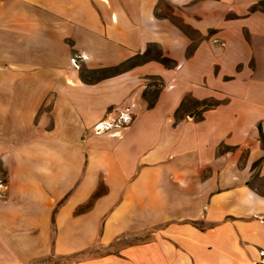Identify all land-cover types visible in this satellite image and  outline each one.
I'll return each mask as SVG.
<instances>
[{
  "label": "crops",
  "instance_id": "crops-1",
  "mask_svg": "<svg viewBox=\"0 0 264 264\" xmlns=\"http://www.w3.org/2000/svg\"><path fill=\"white\" fill-rule=\"evenodd\" d=\"M260 130L264 0H0V264H260Z\"/></svg>",
  "mask_w": 264,
  "mask_h": 264
},
{
  "label": "trees",
  "instance_id": "trees-1",
  "mask_svg": "<svg viewBox=\"0 0 264 264\" xmlns=\"http://www.w3.org/2000/svg\"><path fill=\"white\" fill-rule=\"evenodd\" d=\"M151 48H154L155 51H157V56L154 57L150 54ZM150 60H157V61L161 62L162 64H164L166 67H169V68L172 67L170 65L171 61H169L168 59H163L161 57L160 50L158 49L157 45H149L148 49L143 54H138L134 58L129 59L128 61L123 62L117 66H114V67H108V68H103V69H98V70H87L86 68L81 67L80 68V78L85 83H94V82H97V81H100V80H103L106 78L118 76V75L134 68L135 66L141 65V64L148 62ZM173 65H174V63H173ZM145 97H146V99L148 98L147 93H146ZM203 104H206V102H203ZM148 106L149 107L152 106V103L150 101L148 102ZM260 137L264 141V135L261 132V130H260ZM263 159L264 158H262L258 162H256L255 167H257ZM5 176H6V172L2 168V165L0 164V184H5V182H6ZM254 189L256 190L257 193L264 196V188L263 187H254ZM98 195H100L99 191L95 193L93 198H96ZM93 198H92V200H93ZM92 200L90 201V203L87 206L80 208L79 212L84 211L91 204ZM54 214H55V211L53 212V215H52V222L54 220Z\"/></svg>",
  "mask_w": 264,
  "mask_h": 264
},
{
  "label": "built area",
  "instance_id": "built-area-1",
  "mask_svg": "<svg viewBox=\"0 0 264 264\" xmlns=\"http://www.w3.org/2000/svg\"><path fill=\"white\" fill-rule=\"evenodd\" d=\"M77 56L71 59L72 64L78 67L76 63ZM133 119L132 109L130 107H125L122 110L117 111L115 118H105L104 120L97 123L93 129L96 134L109 133L112 136L118 135L122 130H124ZM260 264H264V249L259 251Z\"/></svg>",
  "mask_w": 264,
  "mask_h": 264
},
{
  "label": "rangeland",
  "instance_id": "rangeland-1",
  "mask_svg": "<svg viewBox=\"0 0 264 264\" xmlns=\"http://www.w3.org/2000/svg\"><path fill=\"white\" fill-rule=\"evenodd\" d=\"M150 54L155 57V56H157V51H155L154 48H151ZM148 68H152L153 71H157L158 69H160L159 66H156L153 64L151 66H148ZM155 80H156V78H149L148 82L152 83V82H155Z\"/></svg>",
  "mask_w": 264,
  "mask_h": 264
}]
</instances>
